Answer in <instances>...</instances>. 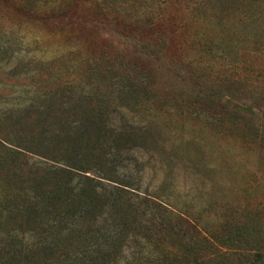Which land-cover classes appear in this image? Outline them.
Here are the masks:
<instances>
[{"label":"rangeland","instance_id":"obj_1","mask_svg":"<svg viewBox=\"0 0 264 264\" xmlns=\"http://www.w3.org/2000/svg\"><path fill=\"white\" fill-rule=\"evenodd\" d=\"M0 140L23 150L0 155V264H50L55 245L155 260L142 232L111 241L100 221L58 243L64 182L45 163L185 215L177 264H264V0H0Z\"/></svg>","mask_w":264,"mask_h":264},{"label":"trees","instance_id":"obj_2","mask_svg":"<svg viewBox=\"0 0 264 264\" xmlns=\"http://www.w3.org/2000/svg\"><path fill=\"white\" fill-rule=\"evenodd\" d=\"M22 151L20 148L0 140V155L4 157H2V162L10 165L18 163L14 158L19 157V152ZM43 159L51 164L53 162L52 160ZM45 166L48 168L46 169L47 176L64 182L62 199H59L57 195L52 198V208L56 206V201H62L61 204H63L61 216L57 218V222L53 221V223H63V227L57 229L53 223L51 226V229L56 231L54 236L58 237V243L74 241L76 237L86 231V228L93 229L94 226H98L97 221H100L106 226L105 228L109 229L107 235L111 241L121 238L127 241L129 238H133L135 231L142 232L141 239L147 245L148 250H151L146 256L150 260L155 258L153 264L178 263L176 254H174V227H176V225L174 226V220L177 225L184 227L185 230L194 232L188 222L183 219H187L185 215H174V210L170 211L171 209L158 199L147 196L140 199L141 195L138 197L139 194L134 197L133 190H130L120 181L114 182L110 177L90 179L84 173V176H81L80 181L72 188L73 174L75 172L77 174L82 173L81 168L71 167L68 164L48 166L45 163ZM97 181L107 184L105 190L100 189L98 185L96 186L95 182ZM107 195L115 197L118 207L113 206L115 211L112 209V212H105L101 215L102 218H99L100 213L98 214V211L105 207L104 203H106L105 198ZM196 235L199 236V233L197 232ZM204 243L203 240L200 244ZM56 246L52 248V252H55L54 254L60 252L61 255L57 260L54 257L51 258L50 264H79L74 260L60 261L62 255L63 257L66 256L64 253L66 250L59 251ZM149 247L151 248L149 249ZM185 259L183 258V261H185L183 264H190Z\"/></svg>","mask_w":264,"mask_h":264}]
</instances>
